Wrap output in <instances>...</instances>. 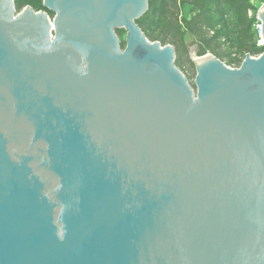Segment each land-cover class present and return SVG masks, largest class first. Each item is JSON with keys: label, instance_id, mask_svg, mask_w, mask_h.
Masks as SVG:
<instances>
[{"label": "water", "instance_id": "water-1", "mask_svg": "<svg viewBox=\"0 0 264 264\" xmlns=\"http://www.w3.org/2000/svg\"><path fill=\"white\" fill-rule=\"evenodd\" d=\"M150 1L0 0V264H264V54L194 90Z\"/></svg>", "mask_w": 264, "mask_h": 264}, {"label": "trees", "instance_id": "trees-1", "mask_svg": "<svg viewBox=\"0 0 264 264\" xmlns=\"http://www.w3.org/2000/svg\"><path fill=\"white\" fill-rule=\"evenodd\" d=\"M43 3L44 0H16L17 12L29 6L35 12H47L54 18ZM187 7L192 9L189 19L184 16ZM252 10L250 0H151L149 12L137 24L150 42L175 48L178 67L183 64V54L187 56L185 63L194 66L184 43L186 35L198 44L197 57L211 54L223 62L230 61L229 67H240L245 60L242 57L247 54L253 57L264 54V47H259L256 40V19L249 16ZM118 34L122 39L126 36L123 30ZM227 45L241 58L227 54L224 51Z\"/></svg>", "mask_w": 264, "mask_h": 264}, {"label": "rangeland", "instance_id": "rangeland-1", "mask_svg": "<svg viewBox=\"0 0 264 264\" xmlns=\"http://www.w3.org/2000/svg\"><path fill=\"white\" fill-rule=\"evenodd\" d=\"M191 11L192 9L190 7H187L185 8L184 10V16L186 18H190V15H191ZM249 16L251 18H255V12L252 11V14L251 12H249ZM234 17H232L231 19H233ZM256 24V23H255ZM256 40L258 41V44H259V32H258V29H257V24H256ZM184 43L186 44V49L188 50L189 52V59L192 60L193 62V59L191 58V51L192 49H195V53L197 52V48H198V44L195 42V39L189 35H186L185 38H184ZM224 51L231 55L232 54V58H237L239 59L240 56H238V54H236V51L234 49H232L229 45H227L225 48H224ZM197 57V56H196ZM187 56L186 55H182V62L183 64L181 65V67H179V69L183 72V74L188 78L189 80V83L191 85V87L195 90V80H196V68H195V65H191L190 63H185L187 61ZM241 58V57H240ZM243 59H246L244 57H242ZM239 61V60H238ZM245 61V60H244ZM243 61V62H244ZM226 64L229 63L230 61H224ZM231 63V62H230ZM231 67L233 68H239L237 67L236 65H232Z\"/></svg>", "mask_w": 264, "mask_h": 264}, {"label": "built area", "instance_id": "built-area-1", "mask_svg": "<svg viewBox=\"0 0 264 264\" xmlns=\"http://www.w3.org/2000/svg\"><path fill=\"white\" fill-rule=\"evenodd\" d=\"M250 4H251V6L254 9L252 11L255 12V19H256L255 23L257 24V29H258V32H259V40L260 41H259L258 46L263 48L264 47V41L261 38V27H262V24H260V20L258 19V13L260 11L264 10V0H250ZM252 11H251V14H252ZM255 28H256V25H255Z\"/></svg>", "mask_w": 264, "mask_h": 264}, {"label": "bare ground", "instance_id": "bare-ground-1", "mask_svg": "<svg viewBox=\"0 0 264 264\" xmlns=\"http://www.w3.org/2000/svg\"><path fill=\"white\" fill-rule=\"evenodd\" d=\"M194 59H196V58H194Z\"/></svg>", "mask_w": 264, "mask_h": 264}]
</instances>
